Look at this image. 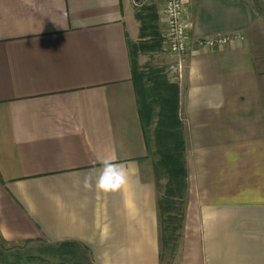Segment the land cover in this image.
Here are the masks:
<instances>
[{"label":"crops","instance_id":"0c3cea01","mask_svg":"<svg viewBox=\"0 0 264 264\" xmlns=\"http://www.w3.org/2000/svg\"><path fill=\"white\" fill-rule=\"evenodd\" d=\"M152 2L168 67L164 2ZM135 6L0 0V239L79 244L90 264H162L131 74ZM184 19L188 190L170 264H264V0H184ZM218 35L235 36L196 45ZM104 159L126 171L116 191L95 185Z\"/></svg>","mask_w":264,"mask_h":264},{"label":"trees","instance_id":"16d2710c","mask_svg":"<svg viewBox=\"0 0 264 264\" xmlns=\"http://www.w3.org/2000/svg\"><path fill=\"white\" fill-rule=\"evenodd\" d=\"M134 3L139 41L131 47V74L146 153L152 158L154 181L159 189L157 209L160 260L163 264L167 252L171 261L182 231L188 190L186 145L179 116L178 84L168 78L164 68L141 66L137 61L140 53L158 52L163 48L158 11L152 0H134ZM78 245L47 243L39 257L44 260L47 255H53L63 264H78L67 260L70 253L65 252ZM83 250L86 253L84 247ZM170 261L165 264H170Z\"/></svg>","mask_w":264,"mask_h":264},{"label":"rangeland","instance_id":"374dc122","mask_svg":"<svg viewBox=\"0 0 264 264\" xmlns=\"http://www.w3.org/2000/svg\"><path fill=\"white\" fill-rule=\"evenodd\" d=\"M168 54L166 49L158 52H149L141 54V66L162 67L167 69ZM152 163V158L149 157ZM47 243L43 240H25V241H4L0 239V264H63L59 258L53 255L44 256L42 260L39 255L46 247ZM73 248V249H72ZM65 252L70 253L66 259L71 263L90 264L86 258L87 254L81 246H73ZM169 252L166 253L163 264L170 261ZM43 255V254H42ZM34 256V257H30ZM41 256V255H40Z\"/></svg>","mask_w":264,"mask_h":264},{"label":"built area","instance_id":"2783aa9c","mask_svg":"<svg viewBox=\"0 0 264 264\" xmlns=\"http://www.w3.org/2000/svg\"><path fill=\"white\" fill-rule=\"evenodd\" d=\"M163 14L165 19L164 41L168 52L175 57L167 69L168 78L179 83L184 71V56L187 50L188 25L184 19V0H163ZM235 35H218L201 38L196 41L197 46H217L228 43Z\"/></svg>","mask_w":264,"mask_h":264},{"label":"clouds","instance_id":"9594fccd","mask_svg":"<svg viewBox=\"0 0 264 264\" xmlns=\"http://www.w3.org/2000/svg\"><path fill=\"white\" fill-rule=\"evenodd\" d=\"M102 171L95 178L97 188L104 191H116L127 182V174L124 168L114 162L113 159H104L101 161ZM93 177L85 176L83 186L92 187Z\"/></svg>","mask_w":264,"mask_h":264}]
</instances>
